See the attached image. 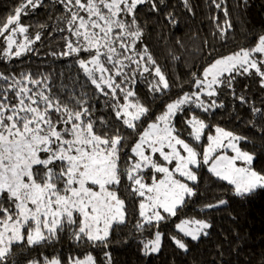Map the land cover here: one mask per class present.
Segmentation results:
<instances>
[{"label": "snow or ice", "instance_id": "1", "mask_svg": "<svg viewBox=\"0 0 264 264\" xmlns=\"http://www.w3.org/2000/svg\"><path fill=\"white\" fill-rule=\"evenodd\" d=\"M42 2L18 0L0 25L4 56L19 58L32 51L30 45L41 39L39 33L29 37V26L21 23V16ZM56 2L65 10L67 29L75 37L66 38L65 51L59 55L78 58L91 84L113 101L109 107L115 121L136 132V138L126 145L120 128L110 127L104 117H94L85 100L76 99L78 108L62 104L52 96L47 77L35 79L30 73H21L17 79L0 73V264H17V246L57 242L62 234H69L77 243L102 247L104 261L112 264L107 248L115 227L127 222L130 203H135L140 218L135 224L137 231L143 234L155 229L149 232L151 238L142 243L143 255L159 253L163 240L159 224L166 216H177L187 199L197 195L202 166L228 182L239 197L264 189V171L253 166L256 154L240 147L246 137L219 126H215V134L206 132L209 124L195 114L181 121L188 126L184 131L175 121L186 105L195 104L204 113L223 107L215 99L217 88L231 89L235 75L254 72L264 87V34L251 48L213 59L199 76L192 73L191 83L196 90L167 103L164 112L138 130V123L149 119L150 109L139 101L132 87L137 72L142 69L141 74L157 78L150 85L153 92L170 87L143 44L144 30L137 17L141 5L150 4V11H159L156 0ZM183 2L188 7L187 0ZM214 6L221 8L215 0ZM222 11L230 28L227 8ZM167 18L175 23L171 13ZM226 30L220 29L221 33ZM20 36L22 42L18 40ZM82 52H87L90 59L79 58ZM238 99L246 103L244 96ZM252 111L264 115V110L254 107ZM260 134L264 137V128ZM185 136L194 141L206 138L207 144L198 149L182 138ZM126 147L131 155L124 151ZM226 203L221 198L206 207ZM175 227L192 241H199L209 234L212 224L202 219H184ZM170 239L179 249L189 250L183 240L175 236ZM28 264L41 262L33 259ZM43 264L64 262L53 257L45 258ZM67 264L98 262L88 252L83 258L67 257Z\"/></svg>", "mask_w": 264, "mask_h": 264}, {"label": "trees", "instance_id": "2", "mask_svg": "<svg viewBox=\"0 0 264 264\" xmlns=\"http://www.w3.org/2000/svg\"><path fill=\"white\" fill-rule=\"evenodd\" d=\"M187 3L188 7H185L183 0H156L159 11L155 12L149 10L150 4L138 6L137 17L144 30L143 44L147 45L170 84L167 90L153 92L150 85L157 78L149 73L141 74L142 69L137 72L132 87L139 101L150 109L149 119L138 123V130L164 112L167 103L185 92L196 90L191 83L194 79L192 73L199 76L213 59L227 56L240 48H251L257 43L259 35L264 34V0H215V3L221 4L220 9L214 6V0H187ZM17 4L18 0H0V25ZM224 7L227 8L230 28L225 24ZM169 13L175 23L167 18ZM21 23L29 26L30 38L39 33L41 39L30 45L32 51L16 58L3 55L5 41L0 37V73L17 79L21 73H30L35 79L47 77L53 97L71 108L79 107L77 98L87 101L85 106H90L94 117H104L110 127L120 128L126 137V145H131L136 132L115 121L109 107L113 101L91 84V78L79 67L75 55H59L65 51L66 38L75 40L67 29L63 7L56 0H43L40 7L21 16ZM221 28L227 30L221 33ZM18 40L22 42L23 37H18ZM140 47L138 44L137 49ZM79 58L90 59L87 52L80 53ZM125 71L131 74L130 69ZM217 93L215 99L223 107L204 113L195 104L186 105L185 110L175 118L176 126L184 131L188 126L182 125L181 121L195 114L209 124L206 132L215 134V126H219L246 137L247 140L240 142V147L254 152L256 159L253 166L264 171V137L260 134V129L264 128V115L252 111L254 107L264 110V87L260 78L253 74L235 75L232 88L218 87ZM9 96L11 98V93ZM240 96L245 97L246 103L238 99ZM182 138H187L198 149L207 144L206 138L201 141L186 136ZM124 151L131 155L127 147ZM198 175L197 195L187 199L186 205L177 210V216H166L160 222L158 230L163 233V240L159 253L143 255L142 243L151 238L149 232L155 229H148L143 234L137 231L135 224L140 218L135 203L129 204L127 222L115 227L107 248L112 264H264V189L239 197L228 182L208 172L207 166H202ZM221 198L227 203L216 208L206 207ZM184 219L210 222L209 234L201 236L199 241H192L175 227ZM172 236L183 240L189 250L179 249L170 239ZM14 252L17 264H28L33 259L43 264L45 258L53 257H59L67 264V257L83 258L88 252L97 258L98 264H106L102 247L77 243L69 234H62L57 242L17 246Z\"/></svg>", "mask_w": 264, "mask_h": 264}, {"label": "rangeland", "instance_id": "3", "mask_svg": "<svg viewBox=\"0 0 264 264\" xmlns=\"http://www.w3.org/2000/svg\"><path fill=\"white\" fill-rule=\"evenodd\" d=\"M253 75H255V73H254V72H253ZM227 151H228V154H229V155H232V154H233V153L231 152V150H230V149H229V150H227ZM180 222H181V221H180ZM180 222H179V223H180ZM177 230H178V229H177ZM178 231H179V230H178ZM181 233H182V232H181Z\"/></svg>", "mask_w": 264, "mask_h": 264}]
</instances>
